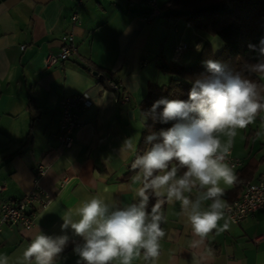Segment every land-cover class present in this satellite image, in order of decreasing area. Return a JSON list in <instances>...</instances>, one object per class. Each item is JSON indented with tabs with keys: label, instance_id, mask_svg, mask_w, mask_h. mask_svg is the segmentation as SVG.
I'll return each instance as SVG.
<instances>
[{
	"label": "crops",
	"instance_id": "obj_1",
	"mask_svg": "<svg viewBox=\"0 0 264 264\" xmlns=\"http://www.w3.org/2000/svg\"><path fill=\"white\" fill-rule=\"evenodd\" d=\"M150 1L86 0L80 10L81 25L73 29L76 0H0V186L5 187L1 199L14 203L26 197L34 188L35 169L42 165L47 173L39 186L52 201L46 209L34 207L37 215L30 231L1 229L0 256H8L10 264H15L40 231L49 236L69 235L56 264H78L74 248L83 241L70 228L62 231V216L98 193L119 207L136 202L135 192L128 187L134 175L127 174L142 139L140 106L151 87L168 84L165 66L195 63L190 51L176 62V45L185 42L201 54L209 44L215 54L221 52L218 39L187 18L169 16L163 8L171 0H155L161 16L149 21ZM72 31L84 62L121 83L119 96L78 60L45 69L49 53H59L60 41ZM76 95H87L91 105L81 113L73 147L63 151L53 141L59 128L60 103ZM238 135L237 140L245 137L239 130ZM129 138H133L135 151L121 152ZM261 146L258 154L245 148L244 160L232 151L242 166L236 170L237 183L225 193L250 179L251 174L241 172L249 163L257 168V162L264 163ZM263 173L256 171L252 183ZM105 187L110 189L108 193H103ZM241 195L239 191L225 200L231 205ZM163 211L166 237L161 241L158 264H264L262 213L227 231H213L193 248L191 227L177 215L179 203L165 204ZM133 264L145 262L137 258Z\"/></svg>",
	"mask_w": 264,
	"mask_h": 264
},
{
	"label": "clouds",
	"instance_id": "obj_2",
	"mask_svg": "<svg viewBox=\"0 0 264 264\" xmlns=\"http://www.w3.org/2000/svg\"><path fill=\"white\" fill-rule=\"evenodd\" d=\"M249 48L256 53L249 71L264 76V38ZM205 67L206 73L192 81L188 100L160 99L153 104L154 119L175 123L148 135L149 147L131 164L135 175L128 187L136 202L119 207L98 193L64 212L62 231L70 228L83 241L74 248L78 264H133L137 258L158 264L166 237L165 204L179 203L177 215L191 227L193 248L213 231H227L235 223L228 215L231 206L223 199L226 188L239 179L230 160L233 142L238 130L264 113V83L218 61L207 60ZM125 150L135 151L133 138L124 142L121 152ZM150 199L154 203L149 208ZM69 239L67 234L49 236L40 231L15 264H56ZM0 264H10L9 257L0 256Z\"/></svg>",
	"mask_w": 264,
	"mask_h": 264
},
{
	"label": "trees",
	"instance_id": "obj_3",
	"mask_svg": "<svg viewBox=\"0 0 264 264\" xmlns=\"http://www.w3.org/2000/svg\"><path fill=\"white\" fill-rule=\"evenodd\" d=\"M163 9L176 19L187 18L191 24L212 39H218L223 48L221 52L215 54L211 46L206 44L193 65L164 67L165 72L170 76L168 84L151 87L147 98L140 106L144 122L142 139L135 157L149 147L146 143L148 135L167 130L175 123L170 121L165 124L154 119L151 114L153 104L160 99L188 100L192 81L207 71L205 67L207 60L218 61L229 69L240 72L246 78L264 83V76L251 73L248 68L249 64L256 62V53L249 48V45L258 46L260 40L264 38V0H171ZM158 111L162 112V107ZM250 135L249 133L246 136L247 149H249ZM256 171L257 167H252L249 163L241 172L251 174L250 179L243 182L242 186L237 185L235 191L225 193L223 198L228 199L239 191L243 192L246 186L252 184L253 174ZM131 175H135V172L130 166L127 176ZM149 195L151 197V193ZM152 203L154 200L150 199L149 208Z\"/></svg>",
	"mask_w": 264,
	"mask_h": 264
},
{
	"label": "built area",
	"instance_id": "obj_4",
	"mask_svg": "<svg viewBox=\"0 0 264 264\" xmlns=\"http://www.w3.org/2000/svg\"><path fill=\"white\" fill-rule=\"evenodd\" d=\"M86 0H76L75 10L72 16L73 29L81 25L80 10ZM150 8L152 10L149 21L161 16L160 9L155 0H151ZM190 27V25H189ZM175 31V29H174ZM24 49V48H23ZM190 45L185 42H179L174 49V59L178 62L189 50ZM72 60H78L80 64L85 65L89 73L94 72L97 79L106 84L118 96L122 91L121 83L111 75L100 74L90 65L86 64L79 56L74 43V32L68 33L60 41V52L57 54L49 53L44 66L45 69H52L56 66L64 65ZM91 105L87 95H76L64 98L60 103V122L57 134L53 136V141L57 143L58 148L68 151L73 147V136L77 129L81 127L80 117L89 109ZM230 160L236 164V170L242 166V162L235 158L233 154ZM47 169L40 165L35 169V182L32 191L22 200L8 203L1 199L5 192V187L0 186V232L3 227L16 228L21 231H30L35 225L36 212L34 207L46 209L52 201L42 191L39 186L40 181L46 175ZM231 206V215L235 219L233 225H240L254 217L257 213L264 215V173L260 179L248 186L242 192L240 199Z\"/></svg>",
	"mask_w": 264,
	"mask_h": 264
},
{
	"label": "rangeland",
	"instance_id": "obj_5",
	"mask_svg": "<svg viewBox=\"0 0 264 264\" xmlns=\"http://www.w3.org/2000/svg\"><path fill=\"white\" fill-rule=\"evenodd\" d=\"M157 1V0H156ZM194 26V24H192ZM192 40L191 35H189V41ZM192 55H194L195 62L198 59V56L200 55V52L195 51L193 45L191 49L189 50ZM241 135L245 134L244 139L240 138V140H237V137L235 138V144L232 147V151L235 153L236 156H238L239 159H245V140L246 135H250V144H249V150L253 149L254 154H258L259 150L261 149V145H264V113L260 114L255 122L251 125H249L246 129L239 130ZM255 133H253V132ZM252 132V133H251ZM256 132H259V135L256 134ZM239 137V135H238ZM264 155V154H263ZM258 160V158H256ZM257 172H260L264 170V163L257 162Z\"/></svg>",
	"mask_w": 264,
	"mask_h": 264
},
{
	"label": "water",
	"instance_id": "obj_6",
	"mask_svg": "<svg viewBox=\"0 0 264 264\" xmlns=\"http://www.w3.org/2000/svg\"><path fill=\"white\" fill-rule=\"evenodd\" d=\"M96 74H94V76H95Z\"/></svg>",
	"mask_w": 264,
	"mask_h": 264
}]
</instances>
